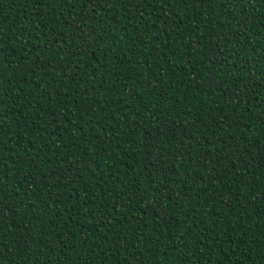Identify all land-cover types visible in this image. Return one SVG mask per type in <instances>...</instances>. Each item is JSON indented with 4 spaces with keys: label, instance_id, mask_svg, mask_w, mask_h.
Listing matches in <instances>:
<instances>
[{
    "label": "trees",
    "instance_id": "16d2710c",
    "mask_svg": "<svg viewBox=\"0 0 264 264\" xmlns=\"http://www.w3.org/2000/svg\"><path fill=\"white\" fill-rule=\"evenodd\" d=\"M0 264H264V0H0Z\"/></svg>",
    "mask_w": 264,
    "mask_h": 264
},
{
    "label": "snow or ice",
    "instance_id": "6c2138e0",
    "mask_svg": "<svg viewBox=\"0 0 264 264\" xmlns=\"http://www.w3.org/2000/svg\"><path fill=\"white\" fill-rule=\"evenodd\" d=\"M245 2V0H229V3L233 6L241 5Z\"/></svg>",
    "mask_w": 264,
    "mask_h": 264
}]
</instances>
